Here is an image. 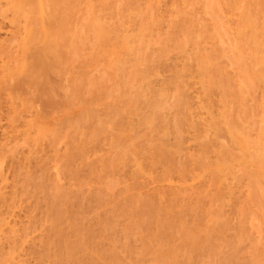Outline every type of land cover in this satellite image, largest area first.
Here are the masks:
<instances>
[{"label": "rangeland", "instance_id": "rangeland-1", "mask_svg": "<svg viewBox=\"0 0 264 264\" xmlns=\"http://www.w3.org/2000/svg\"><path fill=\"white\" fill-rule=\"evenodd\" d=\"M0 264H264V0H0Z\"/></svg>", "mask_w": 264, "mask_h": 264}, {"label": "bare ground", "instance_id": "bare-ground-1", "mask_svg": "<svg viewBox=\"0 0 264 264\" xmlns=\"http://www.w3.org/2000/svg\"><path fill=\"white\" fill-rule=\"evenodd\" d=\"M35 39H36V37H35ZM49 42H51V41H49ZM45 44V43H44ZM49 45H51V44H49ZM47 43L45 44V46H46V48H44L43 46H42V48H44V49H42L41 48V51H40V49H39V51L40 52H36L35 51V53H37L36 54V56L34 57V59L33 60H31V63H30V66L28 67L29 69V71H28V73H30V75L29 76H31V80H34L33 79V76H35L36 77V80H40L41 81V78L43 77L44 78V76L47 74V72L48 71H50L51 70V68H52V64L53 63H51L52 61L50 60V62H49V59L51 58L50 57V54H52L53 53V49L51 50L49 47V46ZM47 46H49V47H47ZM51 47H52V45H51ZM38 50V49H37ZM56 51V50H55ZM52 52V53H51ZM56 54V53H55ZM33 56V55H32ZM56 56V55H55ZM49 58V59H48ZM32 59V58H31ZM29 63V62H28ZM50 63H51V65H50ZM50 69V70H49ZM54 69V68H53ZM50 72H52V71H50ZM27 75V74H26ZM28 76V77H29ZM47 76V75H46ZM38 78H40V79H38ZM46 78V77H45ZM31 80H28V81H31ZM47 81V80H46ZM33 82V81H32ZM35 83H38L39 85H41L42 86V84L41 83H46V82H44V81H42V82H35ZM47 84V83H46ZM38 85V86H39ZM45 85V84H44ZM45 87H46V85H45ZM44 87V88H45ZM40 89H42V87H40ZM232 132V131H231ZM240 133V132H239ZM232 135V134H231ZM234 137V136H233ZM234 139V138H233ZM161 155L163 154H165V153H167L168 152V147H166V144H164L162 147H161ZM164 156H166V155H164ZM163 156V157H164ZM226 156V155H225ZM164 159H166L165 157H164ZM228 163V162H227ZM225 165V164H224ZM224 172V171H223ZM226 174V173H225ZM225 176V175H224ZM223 176V177H224ZM10 223V222H9ZM76 229H78V228H76Z\"/></svg>", "mask_w": 264, "mask_h": 264}]
</instances>
